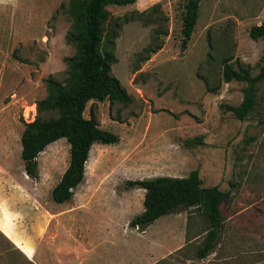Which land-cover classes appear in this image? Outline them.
<instances>
[{
    "label": "rangeland",
    "instance_id": "374dc122",
    "mask_svg": "<svg viewBox=\"0 0 264 264\" xmlns=\"http://www.w3.org/2000/svg\"><path fill=\"white\" fill-rule=\"evenodd\" d=\"M183 2L136 0L107 6L106 29L117 34L112 74L131 100L87 103L84 116L92 112L99 126L119 140L91 146L83 183L103 185L104 192L108 186L127 187L133 197L130 216L141 211L144 189L128 181L186 177L196 169L202 186L229 192L220 207L218 241L206 257L197 258L208 227L204 214L199 208L172 212L182 221L174 223L175 236L169 240L182 241L170 254L153 257L152 264H264V80L254 84V104L243 119L228 107L243 101L249 83L222 81L225 56L231 57L233 69L245 68L252 77L264 67V38L249 37L253 25L264 24V0H201L193 33L181 50ZM74 8L71 0H0V264H39L41 257L52 262L56 243L101 254L125 252L129 259L138 251L146 258L157 234L167 231L161 225L155 235L152 226L141 239L137 234L145 229L128 225L124 230L126 207L120 208L107 192L84 209L73 208L78 206L73 198L52 201L51 190L69 162L65 138L38 155L37 179L24 172V123L35 118L36 103L46 97L47 79L63 81L66 75L65 59L75 50L66 40ZM25 199L37 206L32 217ZM49 224L57 238L46 234ZM73 225L88 238L67 235ZM105 235L110 238L99 240ZM28 239H33L36 257L18 243Z\"/></svg>",
    "mask_w": 264,
    "mask_h": 264
},
{
    "label": "trees",
    "instance_id": "16d2710c",
    "mask_svg": "<svg viewBox=\"0 0 264 264\" xmlns=\"http://www.w3.org/2000/svg\"><path fill=\"white\" fill-rule=\"evenodd\" d=\"M136 0H71L74 24L66 35V40L74 46V53L66 57V72L63 81L52 77L47 79V95L36 103V116L24 123L21 133L20 157L26 175L32 179L39 177L38 155L50 143L65 138L69 143V162L59 181L51 190V199L63 203L72 199L75 188L83 182L85 164L94 143L111 144L119 140L118 135L99 126L91 112L84 116L89 101L120 102L131 100L119 79L112 74V64L117 61L114 50L113 30L106 29L110 19L108 5L133 4ZM201 0H184L181 12V50H184L193 33ZM133 13L146 16L149 12L135 10ZM127 18L124 17V20ZM119 25L118 20L114 22ZM252 40L264 38V24L253 25L249 29ZM161 48L158 46L154 49ZM231 57L222 59V81L232 79L245 80L249 87L245 89L243 101L238 106H229L239 119L254 104V84L264 80V67L255 76L247 69L235 70L229 64ZM192 145L194 140H188ZM144 189L143 210L134 215L129 226L137 225L144 230L157 218L172 212L188 211L199 208L204 214L208 227L205 237L196 249V257L204 258L216 245L222 227L221 204L229 192L217 186L201 185L198 171L192 170L186 177L156 176L128 181ZM181 249V248H180Z\"/></svg>",
    "mask_w": 264,
    "mask_h": 264
},
{
    "label": "crops",
    "instance_id": "0c3cea01",
    "mask_svg": "<svg viewBox=\"0 0 264 264\" xmlns=\"http://www.w3.org/2000/svg\"><path fill=\"white\" fill-rule=\"evenodd\" d=\"M83 182H84V180H83ZM83 182L80 183L76 187L75 193L72 197L73 200H76V202H77L76 204L78 205V206L75 205L73 208H76V209L87 208V206H89L93 200L102 198V196H98V194L107 192L109 194V198L116 201L117 204H119L120 208H122L123 206L126 207L125 208V218L123 221V229L124 230H128V225H129L130 219L134 215L140 213L143 210L142 204H143L144 193H142V195H141V201H142L141 211L136 212V213H131L129 216L128 213L130 212V210H132V202L131 201H132L133 197H132L131 193H129V190L127 187L108 186L106 192H104V191H102L104 189L103 185H101V186H98L95 184L94 185H85ZM103 198H105V197H103ZM25 201L27 202V204H25V209L27 210L26 212L29 216L32 217L33 212L37 213L34 210V208H36L37 206H35L34 203L28 199H25ZM126 210H128V211L126 212ZM58 214H60V213H58ZM58 214L56 215L57 217H58ZM177 214L182 215L181 211L178 212ZM177 214L168 213V214H165L163 216H160L152 224H150L148 227H146L145 230L143 231V233L137 234L142 239L147 234L150 227L153 226V233L156 235L158 230L160 229L161 225L166 226L165 228L167 229V231H164V233L159 232L157 234V237H156L157 239H155L156 241L154 244L153 253H151V252L148 253L150 257L148 256L145 258L143 256V254H141L140 252L134 251L132 253V255L130 256V259H129L128 255L125 252L119 253L116 255L111 254V252H105L104 254H101V253H98V250L86 251L84 249H80L79 247L70 249L69 247H67L65 245L57 244L55 242L56 244H54V247H53L54 250H52L54 252H52L51 249L49 248V250L52 252L51 254L55 253V256L52 258V262L49 258L44 260L41 257L39 264H152L155 261V259L153 257H163L167 254H170L174 250V246L178 242L182 241L181 238H179L178 240L174 239L171 242L169 240L170 236H173V237L175 236L174 231L173 232L171 231L172 226L173 227L175 226L174 223H181V221H182L180 216H178ZM40 217L41 218L43 217V213L40 214ZM184 223L186 224V220L184 221ZM189 225L190 226H188V228L191 229L192 224L190 223ZM50 227H51L50 224L46 226V231H45L46 234H49V236L54 235L57 238L56 232L54 230L51 231ZM40 228H42L40 230V237H42L44 227H40ZM9 229H11L12 234L16 238V240H19L18 234L12 228L9 227ZM69 229H67L65 233L67 235H69L70 237H73L74 239L77 238V236H79V234L83 237L84 240H86L88 238L86 236L87 235L86 233L83 235V230H81L79 228H74V225L71 227L70 230ZM189 230H188V232H189ZM185 232H187V231H185ZM165 235H166V237H165ZM109 236H110V234H109ZM109 236L105 235L103 238H100L101 236H99V240L106 241L107 239L110 238ZM161 236H164V238H162ZM28 240L29 241H27V242L22 243L21 241H19L18 243L20 245L24 246V249L29 252V254H28L29 257H31V258L36 257L37 251L35 249V246L33 245V239H28ZM105 243H107V242H105ZM151 258H153V259H151Z\"/></svg>",
    "mask_w": 264,
    "mask_h": 264
},
{
    "label": "built area",
    "instance_id": "2783aa9c",
    "mask_svg": "<svg viewBox=\"0 0 264 264\" xmlns=\"http://www.w3.org/2000/svg\"><path fill=\"white\" fill-rule=\"evenodd\" d=\"M134 228H135V229H138V226H137V225H135V226H134Z\"/></svg>",
    "mask_w": 264,
    "mask_h": 264
}]
</instances>
